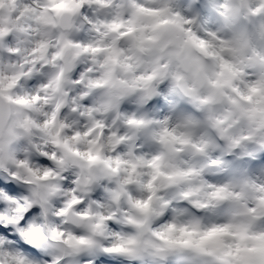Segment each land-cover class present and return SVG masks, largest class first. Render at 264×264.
<instances>
[{
    "label": "clouds",
    "instance_id": "9594fccd",
    "mask_svg": "<svg viewBox=\"0 0 264 264\" xmlns=\"http://www.w3.org/2000/svg\"><path fill=\"white\" fill-rule=\"evenodd\" d=\"M0 264H264V0H0Z\"/></svg>",
    "mask_w": 264,
    "mask_h": 264
}]
</instances>
